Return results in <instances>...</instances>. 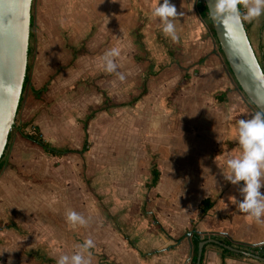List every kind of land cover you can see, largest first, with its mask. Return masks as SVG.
Returning <instances> with one entry per match:
<instances>
[{"label": "rangeland", "instance_id": "374dc122", "mask_svg": "<svg viewBox=\"0 0 264 264\" xmlns=\"http://www.w3.org/2000/svg\"><path fill=\"white\" fill-rule=\"evenodd\" d=\"M104 2L109 6L110 0ZM88 6L84 5L82 16L83 56L77 67L82 76L75 86L60 93L63 105L50 110L51 117L60 112L65 118L48 141L74 150L54 155L25 138L29 143H15L20 134L12 127L0 172V216L35 241L28 253L45 257L47 264H56L60 255H72L89 238L95 243L90 250L91 264H183L181 249L188 247L187 237L194 229L228 230L234 236L215 235L235 245H254L258 239L250 217L225 219L214 209L202 217L197 214L202 204L197 194L206 189L215 200L217 188L223 190L231 184L221 179L222 167L214 162L213 152H241L239 144L229 149L227 141L228 132L229 138L237 139V122L227 125L208 104L222 102L217 94L226 92L224 102L238 106L229 122L244 119L250 109L251 114L258 111L238 87L223 53L219 51L221 64L210 62L214 69L207 78L194 81L198 67L184 70L176 62L166 61L167 46L154 42L144 26L131 30V24L110 30L92 27ZM112 33L119 38L115 44L111 43ZM123 35L131 37V44L121 40ZM112 47L121 50L116 63L117 71L125 76L122 82L102 66L101 57ZM29 63L28 55L27 73L33 80ZM186 72L190 78L173 94ZM140 94L134 103L122 104ZM34 96L28 85L15 117V123L31 121L28 129L36 123L22 118ZM85 138L88 149L81 152ZM154 166L160 169V180L149 188L146 183ZM195 176L191 185L196 192H191L187 179ZM3 184L17 189L3 191ZM235 194L241 198L239 190ZM11 198H15L13 202ZM68 210L84 216L88 225L70 226ZM260 237L264 239V232ZM171 238L183 239L179 251L148 256L139 251H158Z\"/></svg>", "mask_w": 264, "mask_h": 264}, {"label": "crops", "instance_id": "0c3cea01", "mask_svg": "<svg viewBox=\"0 0 264 264\" xmlns=\"http://www.w3.org/2000/svg\"><path fill=\"white\" fill-rule=\"evenodd\" d=\"M200 1L201 0H170V3L176 6L178 12L184 13L183 16L179 17V20L175 21L179 42L174 43L170 38L164 36L162 25L157 19L151 16V9L156 5L157 0H115V2L110 0V4L107 7H105L104 0H34V7H32V27L34 26L35 28L31 29L29 46V68L30 72L33 69V80L30 79V82L33 84L34 81L33 85L36 88H40L46 82H49V86L47 91L44 92L40 98L35 97L32 93L34 97L27 102L28 104L25 106L23 113L24 117L22 119H32L34 123L39 124L47 140H50V135L53 134L54 130H59L60 124L62 123L61 119L62 117L65 118V116H61L59 112L58 115L51 117L50 110H56L57 105H63H61L62 100L60 99V93L65 91L68 87L75 86L78 78L82 76V73L77 72V67L83 56L81 41L84 5H89L86 11L92 12V15H90L92 27L97 25L98 29L108 28V30H110L114 28H124L131 24L130 26H132V28H130V26L128 27L129 30H131L144 26V29L153 37L154 42H157V44L159 42L167 46L168 51L164 58L166 61L170 62V64L176 62L177 66L184 70L189 67H198V71L193 73L194 81H198L205 76L207 78L214 69V66L212 67L209 65L210 62L221 64L219 60L220 50L218 40L212 30L210 16L208 17L202 12ZM160 2L163 3V0H160ZM245 24L253 47L262 65H264V16H262L259 21H253L252 23L245 21ZM124 34L128 35L127 32ZM126 35L121 36V40L128 39V42L131 44V37H126ZM117 39L119 38L115 37V33H112L111 43L115 44ZM103 43L106 44V42ZM227 96L230 97V93H228ZM228 103L229 101H222L216 102V104H207L212 106L216 114L225 119L227 125H234L241 118L233 122H229L228 118L235 117L238 106L235 105V103L227 105ZM251 111L250 109L247 113L248 116H244V119L251 117ZM27 116L29 117L26 118ZM18 134L20 133L18 132ZM227 134V141H229L228 148L230 149L235 146V144H238V142L237 139L232 140L229 138V132ZM21 140L27 142L20 134L16 136L15 143ZM8 146L9 144L7 148ZM240 153L241 152H230V150L227 152H213L214 157L212 156V158L215 159L214 162H216V165L222 167V169H219L220 171L222 170L220 172L221 179L224 177L223 172L227 169V167H223L225 163L223 162L224 159L239 156ZM191 181L195 183L196 176L187 179V190L193 192L194 189L192 188ZM242 183L243 182H241L240 186H242ZM231 185L232 184L226 186L223 190L218 187L215 191V194H217L215 200H213L211 195H208L209 192L206 191V189H203L200 194H194L199 200L210 197L211 200L214 201L213 206L203 214H208L214 209L225 219L230 216L231 220L234 218L237 219L240 215L247 216L239 210L238 204L231 199V197H235L237 201L242 199V197L239 198L235 194L240 186L234 185V187H231ZM14 186L12 184H3V191H14L17 189L14 188ZM194 192L196 191L194 190ZM261 192L264 193V187H262ZM228 194L229 197L227 200L226 195ZM14 199L15 198H11L10 201L13 202ZM197 214L200 217L203 215L200 207L197 209ZM8 223L6 219L0 216V264H47L45 257H40L41 255H37L33 251L28 253V251L35 246V241H33V239L31 240L30 236L22 234L16 226H7ZM254 231L256 232L255 237L258 239L254 240V245L264 243V239H260V233L264 232V224H257L254 222ZM197 232L201 234L202 238L209 236L221 241L224 240L222 236L218 237L220 235L215 234H221L224 237L226 235L229 236V234L233 235V233L228 230H198ZM210 232L211 234L206 235ZM192 233L190 237H187L189 245L187 248H184L185 252L184 249H181L184 254L182 258L183 264H192ZM181 240L183 239H177L175 241L171 238V240L165 243V248L161 247L158 251L154 250L147 254L142 253L141 250L139 251L145 256H148L150 253L159 254L165 250L170 252L179 251L181 245L184 244V241ZM221 252L222 247L217 243H207L203 264H224V262L225 264H264V261L256 260L252 257L249 258L250 256H226L223 260ZM175 257L181 260V257H178L177 254Z\"/></svg>", "mask_w": 264, "mask_h": 264}, {"label": "water", "instance_id": "95a60500", "mask_svg": "<svg viewBox=\"0 0 264 264\" xmlns=\"http://www.w3.org/2000/svg\"><path fill=\"white\" fill-rule=\"evenodd\" d=\"M205 3L219 46L235 80L255 108L264 111V67L253 47L245 22L242 26L226 30L211 15L214 0H205ZM32 4L33 0H0V83L10 88L8 91L0 90V159L15 123L27 74ZM209 242L235 249L224 241L207 236L198 243L195 264H202L203 250ZM238 250L264 261V256L251 250Z\"/></svg>", "mask_w": 264, "mask_h": 264}, {"label": "clouds", "instance_id": "9594fccd", "mask_svg": "<svg viewBox=\"0 0 264 264\" xmlns=\"http://www.w3.org/2000/svg\"><path fill=\"white\" fill-rule=\"evenodd\" d=\"M210 12L226 30H231L233 27L242 26L245 21H259L264 16V0H214ZM183 15L184 13L178 12L170 0H163V3L157 0L151 9V16L162 25L164 36L174 43L179 42L175 21ZM120 55L121 50L112 47L103 54L101 61L104 71L115 74L122 82L125 76L117 71L116 63V58ZM0 90L8 91L10 88L0 83ZM237 142L241 153L227 159L228 172H223V175L232 185L240 186L243 182L239 187L242 199H231L238 204L239 210L255 223L264 224V193L261 192L264 187V111H257L250 118L237 121ZM66 221L73 228L85 227L89 223L88 219L72 210L66 212ZM94 247V241L91 238L86 239L83 244L77 246L78 250L72 255H60L56 264H91L90 250Z\"/></svg>", "mask_w": 264, "mask_h": 264}, {"label": "trees", "instance_id": "16d2710c", "mask_svg": "<svg viewBox=\"0 0 264 264\" xmlns=\"http://www.w3.org/2000/svg\"><path fill=\"white\" fill-rule=\"evenodd\" d=\"M200 8H201L202 12L206 16L209 17L208 7H207V5L205 3V0H201L200 1ZM32 25H33V20L31 18V26ZM211 26H212V30L214 31V28H213L212 23H211ZM214 35L216 36L215 31H214ZM219 50L222 53L220 46H219ZM225 62L227 64V61L226 60H225ZM263 67H264V65H263ZM228 68H229V66H228ZM185 69H187V68H185ZM229 71L231 72L230 68H229ZM190 76L191 75L189 74V72L184 73L183 79L179 81V84L174 89L173 94L178 93V91L182 87L183 81L186 80V79H189ZM236 83H237V81H236ZM28 85H29V89L32 91V93L37 98H40L43 95V93L47 91L48 86H49V82H46L40 88H36L33 84H31L30 79H29V75L27 73L26 74V78H25V82H24L23 92H24L25 88ZM238 87L240 88L239 85H238ZM145 92H142V93H145ZM141 96H142V94L137 95L131 101H129V102H123L122 104L125 105V104H129V103H134L135 101L139 100ZM217 98L220 101H226L227 100L226 92H223L221 94H217ZM21 101H22V96H21ZM20 104H21V102H20ZM20 104H19V107H20ZM90 116H91V114H90ZM31 123H32L31 121H18V123H14L13 127L17 129V131L21 134L22 137L28 139L32 143H35V144L40 145L46 151L51 152L54 155H63L66 152H69V151H73L74 150L72 148L63 149V148H58V147L52 146V144L44 137V135H43V133L41 131V128H40L39 124H34L31 129H28V126ZM11 133H12V129H11V132H10L9 139L11 137ZM6 149H7V146H6ZM87 149H88V140H87V138H85L84 144H83V148L80 151L81 152H85ZM4 157H5V154L3 153L2 158L0 159V171L2 170V168L4 166V163H5ZM151 172H152L151 180H149L146 183V185L149 188L150 187H153V186H155V185L158 184L159 179H160V175H161L160 169L157 166H154L151 169ZM213 203H214V201H212L210 197L204 198L202 200V204H201V212H202V214L203 213H206L208 211V209L213 206ZM7 226H9V227L10 226H16V224L14 222H10V223L7 224ZM202 239L203 238H202L201 234L199 232H197V230H194L193 233H192V237H191L192 243L194 245V250H195V255L193 256L194 262L197 260L198 243ZM223 241L225 243H227V244L232 245L233 247H235V249H231V248H228V247H222L221 246L222 247L221 256H222L223 260L225 259L226 256H248L245 253L239 251L238 249H243V250H247V251L251 250V251H253L256 254H259V255L264 256V243H260V244H257V245H251V246H243V245H235L230 240H228L227 238H224ZM206 245L204 247L203 254H202V264H203V259H204V255H205ZM224 264H225V262H224Z\"/></svg>", "mask_w": 264, "mask_h": 264}]
</instances>
